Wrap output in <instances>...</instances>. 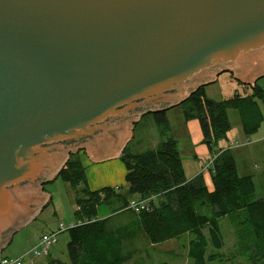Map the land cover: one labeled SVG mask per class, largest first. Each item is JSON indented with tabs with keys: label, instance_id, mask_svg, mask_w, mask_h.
Returning a JSON list of instances; mask_svg holds the SVG:
<instances>
[{
	"label": "water",
	"instance_id": "95a60500",
	"mask_svg": "<svg viewBox=\"0 0 264 264\" xmlns=\"http://www.w3.org/2000/svg\"><path fill=\"white\" fill-rule=\"evenodd\" d=\"M222 72L264 76V0H0V255L70 153L118 159Z\"/></svg>",
	"mask_w": 264,
	"mask_h": 264
},
{
	"label": "trees",
	"instance_id": "16d2710c",
	"mask_svg": "<svg viewBox=\"0 0 264 264\" xmlns=\"http://www.w3.org/2000/svg\"><path fill=\"white\" fill-rule=\"evenodd\" d=\"M244 87L251 91L218 101L208 98L202 86L181 102L185 118L199 121L203 142L214 155L211 191L201 175L189 180L185 177L165 111L153 112L159 136L154 149L134 154L125 146L121 154L127 190L147 200L148 209L134 211L130 200L111 187L95 191L86 188L79 152L70 155L58 177L74 190L77 222L69 228L68 261L50 259L49 264H124L134 251L123 252L122 245L137 232L154 244L190 234L191 264H207L215 258L213 254L207 256L208 245L216 250L223 247L219 220L231 215L241 231L251 236L253 263L264 264V198L250 201L255 189L252 177L238 174L231 152L218 148L231 129L230 109L238 112L246 136L255 133L264 118V89L257 83ZM115 195L125 201L112 212L128 213L133 219L128 226L113 229L110 218H98L97 209Z\"/></svg>",
	"mask_w": 264,
	"mask_h": 264
},
{
	"label": "rangeland",
	"instance_id": "374dc122",
	"mask_svg": "<svg viewBox=\"0 0 264 264\" xmlns=\"http://www.w3.org/2000/svg\"><path fill=\"white\" fill-rule=\"evenodd\" d=\"M218 78V82L212 84L207 89L209 97L213 98V100L219 101L230 98L235 93H242L239 92L242 88L238 87L237 81L231 77L230 73H222ZM255 83L264 89V76L259 78ZM234 88L238 89V92H234ZM248 88L251 91L250 87ZM228 115L231 123V134H236L237 137H240L237 141L242 142L246 138L251 140L250 144L233 149V158L235 159L237 172L240 175H249L253 179L255 189L250 197V201L264 198V118L255 133L245 136L241 132L242 126L238 112L235 109H230ZM158 143L159 136L153 113H148L144 115L141 123L136 125L135 138L128 145V152L135 154L137 151V153H141L145 150L154 149ZM177 144L179 151H183L185 149L186 139L180 136ZM78 152L79 150L75 151V153ZM75 153H70L64 164L54 175V178L45 182L44 190L48 197L47 202L33 219H30L25 225L17 228L13 232L10 241L2 248L0 259L1 257L14 259L22 256L33 247L42 234L57 230L59 224L62 223L66 229L58 234L57 242L50 247L48 254L34 257L30 253L24 257L21 264H30V261H32V264H49L50 259L68 261L67 243L70 238L69 227L77 222L74 216L76 205L74 203V190L68 183L58 177V174L69 159V156ZM181 155L184 158L186 157L182 152ZM81 156L83 155L81 154ZM121 162L124 165L122 160ZM115 174V172L113 173L110 170L107 175V171L103 169L95 173L93 176L94 183L103 185L97 186L96 190L105 187L112 188L113 186H108L106 183L118 178ZM122 179L123 183L118 184V190L116 187L113 189L116 194L129 199L131 194L125 185V175H123ZM90 181V175L87 171L84 186L95 191L90 188V184H88ZM49 196L51 197V201L49 200ZM122 204V199L115 195L99 206L106 209L107 216L110 218L109 223L113 225V229H116L117 225L122 227L125 225L128 226V221L133 219L128 213L115 214L112 212ZM232 216L222 217L219 220L224 240L223 247L216 250L211 245H208L207 256L213 254L215 258L209 260L207 264H254L250 252L251 236L241 231L238 225L235 224ZM191 238L192 236L190 234H184L179 238L154 244L143 233L137 232L134 239H127L122 245L123 252L134 251L133 257L124 264H191L188 256V245Z\"/></svg>",
	"mask_w": 264,
	"mask_h": 264
},
{
	"label": "crops",
	"instance_id": "0c3cea01",
	"mask_svg": "<svg viewBox=\"0 0 264 264\" xmlns=\"http://www.w3.org/2000/svg\"><path fill=\"white\" fill-rule=\"evenodd\" d=\"M222 73H230V72H222ZM222 73H220V74H222ZM219 75L215 76V79L213 82L204 86L205 93H206L207 97H209L208 90H207L208 87H211L212 84L218 82V80H219L218 76ZM230 75H231V77H233V79L235 81H237V83L239 85L238 87L242 88L239 91L242 93H238V94L244 95V94H247L250 92L248 87H244V85H246V84H243L241 81L236 80L234 78L233 73H230ZM234 90H235L234 92H238V89L234 88ZM209 98H211V97H209ZM211 99H213V98H211ZM163 111H165L168 123L170 125L172 136L177 140V142H178L180 136L186 139V144L184 145L185 149L183 151H181L184 154V156H186V157L184 158L181 155V152L179 151L181 159H182L185 177L189 180V179H193L197 175H201L207 189L209 191L213 190V184H212V178H211V173H212L211 168H212V161L214 159V155L212 152L209 151L207 145L203 142V135H202V130H201V126H200L199 121L197 119L187 120L184 116L183 109L181 107V103L178 105L172 106L170 108H167ZM146 114H148V113L142 114L137 119V121L130 126V127H132V128H130V137L127 141L124 142L122 150L124 149L125 146H127V148L129 149L128 145L130 143H132V141L135 138L136 125L141 123L144 115H146ZM241 132H243L242 128H241ZM238 139H240V137H237L236 134H231V132L229 131L227 133L226 139L219 141L218 148L224 149V150L228 149L233 156V149L236 148L235 143L236 142L242 143V142H244V140L249 139V138L244 139L242 142H238L237 141ZM250 143H251V140L249 139V144ZM240 146H245V145H240ZM136 153H137V151H136ZM79 154H80L79 157H80L81 163L83 166L85 165V168H86L85 174L88 171V173L90 175L91 181H90V183H88V184H90L89 185L90 188L96 190L97 186H103V185L94 183V177L93 176L95 173H98V171L100 169L107 171V175H108V171L111 170V171H113V173L114 172L116 173L115 174L116 176H118V178L108 181L106 183L108 186H113L112 188L116 187V189H117L118 184L123 183L122 178H123V175L126 174V169H125V165H123L121 162L122 151L120 152L118 159L112 158V159H106L103 161L91 160L89 158L88 153L84 150H80ZM81 154L83 156H81ZM125 185H126V181H125ZM42 193L46 195V191L44 190V188L42 190ZM49 200L51 201L50 196H49ZM128 200L140 201L141 198L139 195L133 194L130 196V198ZM123 201H125V200L123 199ZM97 215H98V218H100V219L109 218V216H107L106 209L102 206L98 207ZM30 264H32V261H30Z\"/></svg>",
	"mask_w": 264,
	"mask_h": 264
},
{
	"label": "built area",
	"instance_id": "2783aa9c",
	"mask_svg": "<svg viewBox=\"0 0 264 264\" xmlns=\"http://www.w3.org/2000/svg\"><path fill=\"white\" fill-rule=\"evenodd\" d=\"M249 144V139L244 140L242 143H235V146L238 147L240 145H247ZM129 207L133 210L139 211L142 209H148V201L141 199L140 201H130ZM71 225L69 228L74 227ZM66 227L60 223L58 226V229L49 233L42 234L37 242L33 245V247L26 253H24L22 256L18 258H7V257H1L0 264H21L24 257L28 254H33L34 257H40L45 256L48 254L49 249L51 246H53L57 242V236L60 232L64 231Z\"/></svg>",
	"mask_w": 264,
	"mask_h": 264
}]
</instances>
